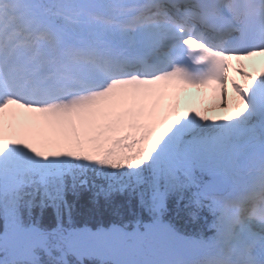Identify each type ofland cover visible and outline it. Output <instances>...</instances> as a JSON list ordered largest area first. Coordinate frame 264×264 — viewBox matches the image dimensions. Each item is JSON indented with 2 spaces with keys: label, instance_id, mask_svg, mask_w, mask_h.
<instances>
[{
  "label": "snow or ice",
  "instance_id": "snow-or-ice-1",
  "mask_svg": "<svg viewBox=\"0 0 264 264\" xmlns=\"http://www.w3.org/2000/svg\"><path fill=\"white\" fill-rule=\"evenodd\" d=\"M0 264H264V0H0Z\"/></svg>",
  "mask_w": 264,
  "mask_h": 264
},
{
  "label": "trees",
  "instance_id": "trees-1",
  "mask_svg": "<svg viewBox=\"0 0 264 264\" xmlns=\"http://www.w3.org/2000/svg\"><path fill=\"white\" fill-rule=\"evenodd\" d=\"M71 200V197H70ZM122 198L117 197V203H121ZM76 204L73 209L72 217H71V225L74 228H88L90 230L95 229L97 227L108 228L111 227L113 223H120V221L115 220L111 214L103 209L93 210V206L89 202V194L84 193L79 201H74ZM133 217L129 214L125 213L123 222H128L132 220ZM169 220H172L177 224V227L183 231H191V226H188L186 229L184 228L183 222L176 217L174 212L169 213ZM53 220L51 210L45 214V223L46 226L51 224ZM65 223H68V218L65 217Z\"/></svg>",
  "mask_w": 264,
  "mask_h": 264
},
{
  "label": "rangeland",
  "instance_id": "rangeland-1",
  "mask_svg": "<svg viewBox=\"0 0 264 264\" xmlns=\"http://www.w3.org/2000/svg\"><path fill=\"white\" fill-rule=\"evenodd\" d=\"M205 103V106H208L210 107L212 102H211V99H208L207 101L204 102Z\"/></svg>",
  "mask_w": 264,
  "mask_h": 264
},
{
  "label": "bare ground",
  "instance_id": "bare-ground-1",
  "mask_svg": "<svg viewBox=\"0 0 264 264\" xmlns=\"http://www.w3.org/2000/svg\"><path fill=\"white\" fill-rule=\"evenodd\" d=\"M256 59L259 60V58H256ZM211 102H212V100H211ZM216 114H223V113H210V115H216Z\"/></svg>",
  "mask_w": 264,
  "mask_h": 264
}]
</instances>
